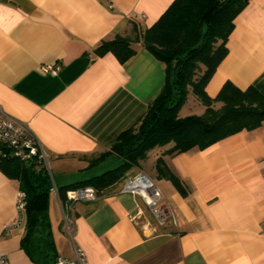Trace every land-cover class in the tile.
Listing matches in <instances>:
<instances>
[{
    "label": "crops",
    "instance_id": "0c3cea01",
    "mask_svg": "<svg viewBox=\"0 0 264 264\" xmlns=\"http://www.w3.org/2000/svg\"><path fill=\"white\" fill-rule=\"evenodd\" d=\"M173 1L0 0V105L27 122L49 153L57 188L133 126L165 81V64L139 44L125 63L93 49L128 32L131 20L149 27ZM226 45L207 93L214 97L231 81L264 94V0L249 1ZM53 63L61 64L57 75L41 71ZM203 110L193 98L181 116ZM167 147L140 163L161 191L164 224L140 198L116 193V185L96 200L75 203L74 243L61 228L60 198L50 192L58 255L73 257L76 244L88 264H264V123L204 149L163 155L186 195L156 172ZM18 190V181L0 170V250L11 264H35L21 248L23 221L3 229L16 218Z\"/></svg>",
    "mask_w": 264,
    "mask_h": 264
},
{
    "label": "trees",
    "instance_id": "16d2710c",
    "mask_svg": "<svg viewBox=\"0 0 264 264\" xmlns=\"http://www.w3.org/2000/svg\"><path fill=\"white\" fill-rule=\"evenodd\" d=\"M249 1L174 0L149 27L143 28L138 21L131 20L128 32L102 40L93 49L96 56L111 52L119 62L125 63L136 54L135 45L139 44L165 64V81L144 115L122 131L109 150L91 158L88 167L115 153L118 160L114 166L58 186L62 199L67 190L86 186L95 188L98 196L103 194L134 174L151 150L165 146L168 147L155 161L156 172L186 195L188 189L168 167L163 155L204 149L264 123V94L255 86L240 89L226 81L214 97L205 89L227 55L226 44L234 21ZM190 94L204 110L200 114L180 116ZM0 170L17 180L19 190L25 194L21 248L35 264H55L58 253L49 219L52 180L46 168L34 159L30 162L18 159L0 145Z\"/></svg>",
    "mask_w": 264,
    "mask_h": 264
},
{
    "label": "built area",
    "instance_id": "2783aa9c",
    "mask_svg": "<svg viewBox=\"0 0 264 264\" xmlns=\"http://www.w3.org/2000/svg\"><path fill=\"white\" fill-rule=\"evenodd\" d=\"M140 18L144 15L140 14ZM45 74L57 75L61 70V64H43L40 67ZM0 145L5 147L9 153L24 162L36 160L42 164L51 180L52 186L50 192L56 193L60 198L62 218L61 228L75 243V219L73 217V208L77 202L93 201L98 198L95 188L91 186L70 189L66 191L62 199L58 193V188L50 168V155L29 127L28 123L10 116L0 105ZM116 193H128L140 198L148 207L151 214L156 218L158 223L164 224L167 219L165 207L161 203V191L155 180L143 171H138L126 177L116 191ZM25 205V194L18 190L16 196V218L12 223L4 225V231L22 224V211ZM1 236V233H0ZM0 264H11L5 252L0 250ZM55 264H88L83 249L74 244V256L66 257L58 255Z\"/></svg>",
    "mask_w": 264,
    "mask_h": 264
},
{
    "label": "rangeland",
    "instance_id": "374dc122",
    "mask_svg": "<svg viewBox=\"0 0 264 264\" xmlns=\"http://www.w3.org/2000/svg\"><path fill=\"white\" fill-rule=\"evenodd\" d=\"M193 98H196L193 94H190V96H188V100L186 101V103H184V105L182 106V108L179 112L180 116L183 115V113H185L186 108H188L190 106ZM201 106L203 107L202 104H201ZM109 148H110V146H108L107 148H104L101 152L109 150ZM100 153H98V155ZM116 160H118L117 154L113 153V154H111V156L106 158L104 161H102L96 165H93L91 167L79 170L78 173L72 178L73 179L72 182L79 181L81 179L90 177L91 175L99 174V173L111 168L112 166H114V163L116 162ZM145 164H147L146 166L148 167V163H145ZM50 166H51V162H50ZM138 171H143V172L147 173L150 177H152V175L150 174V171L148 169H146L145 166H144V168H141V167L137 168L134 173H136ZM51 173H52V176H53L55 182L57 183L56 174H55L53 169H51ZM119 185H121V183ZM49 219H50V222L53 224L52 213H49ZM52 232H53V230H52ZM54 237H55V235H54ZM54 240H55V238H54Z\"/></svg>",
    "mask_w": 264,
    "mask_h": 264
}]
</instances>
